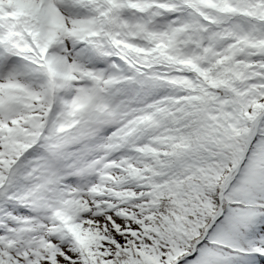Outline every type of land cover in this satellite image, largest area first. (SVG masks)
Here are the masks:
<instances>
[{
  "label": "snow or ice",
  "instance_id": "6c2138e0",
  "mask_svg": "<svg viewBox=\"0 0 264 264\" xmlns=\"http://www.w3.org/2000/svg\"><path fill=\"white\" fill-rule=\"evenodd\" d=\"M0 264H264V0H0Z\"/></svg>",
  "mask_w": 264,
  "mask_h": 264
}]
</instances>
